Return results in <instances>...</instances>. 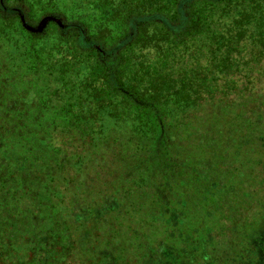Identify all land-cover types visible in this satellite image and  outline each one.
<instances>
[{
    "label": "trees",
    "instance_id": "1",
    "mask_svg": "<svg viewBox=\"0 0 264 264\" xmlns=\"http://www.w3.org/2000/svg\"><path fill=\"white\" fill-rule=\"evenodd\" d=\"M0 264H264V0H0Z\"/></svg>",
    "mask_w": 264,
    "mask_h": 264
},
{
    "label": "water",
    "instance_id": "2",
    "mask_svg": "<svg viewBox=\"0 0 264 264\" xmlns=\"http://www.w3.org/2000/svg\"><path fill=\"white\" fill-rule=\"evenodd\" d=\"M47 19H53L57 24H60V21H59L58 18H54V17H51V16H48V15H47V16L42 17V18L39 20V22L37 23V25H36L34 28L39 27V26L41 25V23L44 22V21L47 20ZM21 22H22V24H23L24 27H26V28H33V27L28 26V25L23 21L22 17H21Z\"/></svg>",
    "mask_w": 264,
    "mask_h": 264
},
{
    "label": "rangeland",
    "instance_id": "3",
    "mask_svg": "<svg viewBox=\"0 0 264 264\" xmlns=\"http://www.w3.org/2000/svg\"><path fill=\"white\" fill-rule=\"evenodd\" d=\"M220 257V254L217 253V258ZM259 258V257H258Z\"/></svg>",
    "mask_w": 264,
    "mask_h": 264
}]
</instances>
